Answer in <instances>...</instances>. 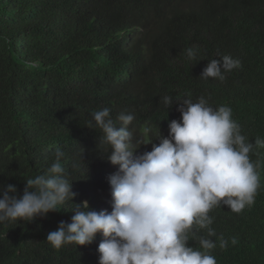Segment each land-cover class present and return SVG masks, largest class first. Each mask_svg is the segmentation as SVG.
I'll return each instance as SVG.
<instances>
[{
	"label": "trees",
	"instance_id": "16d2710c",
	"mask_svg": "<svg viewBox=\"0 0 264 264\" xmlns=\"http://www.w3.org/2000/svg\"><path fill=\"white\" fill-rule=\"evenodd\" d=\"M131 34L135 43L126 47ZM223 56L240 66L223 81L201 77ZM200 97L232 109L253 144L260 184L241 212L214 207L216 235L193 226L188 246L200 249V238H209L217 264H264V148L255 145L264 140V0H0V187L15 185L22 196L26 180L45 174L60 149L76 193L45 217L0 223V264H99V233L84 246L56 249L46 240L71 222L75 204L112 211L108 178L118 166L91 114L108 108L117 126L120 113L134 114L135 150L168 137L169 121L181 118L176 101ZM151 150L141 145L138 153Z\"/></svg>",
	"mask_w": 264,
	"mask_h": 264
},
{
	"label": "clouds",
	"instance_id": "9594fccd",
	"mask_svg": "<svg viewBox=\"0 0 264 264\" xmlns=\"http://www.w3.org/2000/svg\"><path fill=\"white\" fill-rule=\"evenodd\" d=\"M134 43L131 34L126 47ZM196 56V49L186 50L188 60ZM239 66L230 56L212 59L201 77L223 81L225 72ZM176 102L180 120L169 121V135L160 134L159 144L141 143L152 144V150L142 154L140 146L132 148L133 131L128 126L134 114L120 113L117 119L122 126H117L108 108L91 114L110 146L109 162L118 166L108 178L112 211L91 210L88 201L75 204L71 222H60L47 235L54 248L89 245L99 233L103 236L97 249L99 264H217L210 254L216 242L200 238V249H196L188 246L189 233L196 226L213 237L209 212L214 207L226 205L238 213L254 203L260 178L249 157L253 144L241 134L230 107L213 108L203 97ZM163 103L171 108L174 100L165 96ZM255 145L264 148V140L258 138ZM64 156L57 149L46 173L26 180L22 196L16 195L15 185L0 187V223L31 222L73 201L76 193L60 162ZM219 246L226 248L228 241L220 238Z\"/></svg>",
	"mask_w": 264,
	"mask_h": 264
}]
</instances>
